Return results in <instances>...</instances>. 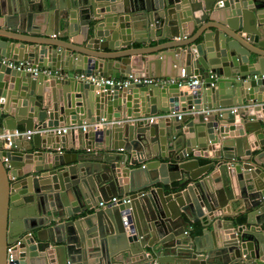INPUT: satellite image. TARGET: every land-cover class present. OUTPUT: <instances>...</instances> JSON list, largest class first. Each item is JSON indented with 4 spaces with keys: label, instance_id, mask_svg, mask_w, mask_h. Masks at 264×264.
I'll use <instances>...</instances> for the list:
<instances>
[{
    "label": "water",
    "instance_id": "obj_1",
    "mask_svg": "<svg viewBox=\"0 0 264 264\" xmlns=\"http://www.w3.org/2000/svg\"><path fill=\"white\" fill-rule=\"evenodd\" d=\"M261 74L264 0H0V264H264ZM100 118L113 123L77 131L72 160L65 134L2 145L20 126Z\"/></svg>",
    "mask_w": 264,
    "mask_h": 264
},
{
    "label": "built area",
    "instance_id": "obj_2",
    "mask_svg": "<svg viewBox=\"0 0 264 264\" xmlns=\"http://www.w3.org/2000/svg\"><path fill=\"white\" fill-rule=\"evenodd\" d=\"M10 66L16 68L17 70H23L26 72H30L33 75L37 76V75H45L47 77H53L56 79H75L78 81H83V82H87V83H92L94 85H108L111 88L113 87H126L130 84H149V83H153L155 82L154 80L147 78V77H134V76H127L125 78H120V79H115V78H104L101 77L99 75H86L82 72H68V73H61L58 71H55L53 69L50 68H46V67H40L38 65L35 66H31L28 63H24V62H18L17 64H13L10 63ZM254 78H258L257 75L253 76ZM260 79L264 80V74H261ZM198 81L195 79H190L186 82L187 86H191V85H195L197 84ZM235 109H232V112ZM173 114H162L158 117V119H162L166 116H171ZM180 116V114H178V117ZM149 122H153V120L155 119L154 117H150L148 118ZM157 119V120H158ZM113 122L107 121L105 118H100L98 121H94L92 123H86V122H81V124L76 125V124H70V125H65V126H61V127H46L45 129H41L38 130L36 128H33L32 130H24V129H19V128H15L13 130L10 131H6L5 133H3L1 135L2 139H3V148L5 149H11L12 148V142L14 138H23V139H29L34 133H40L41 135H44L45 133H53L56 135H60V134H69V133H77V131H80L82 133H85L87 131L90 130H98V129H102L104 127H107L108 125L112 124ZM6 160V158H4V161ZM13 179V177H12ZM136 194H138V192H136ZM144 192H140V195H143ZM130 195L131 193H128L127 195H123V196H114L111 197L109 200L107 201H101L98 203V207H107L109 205H116L119 203L125 204L128 203L130 201ZM8 252V259L7 261L11 262V255H10V249H7ZM14 264V263H13Z\"/></svg>",
    "mask_w": 264,
    "mask_h": 264
},
{
    "label": "crops",
    "instance_id": "obj_3",
    "mask_svg": "<svg viewBox=\"0 0 264 264\" xmlns=\"http://www.w3.org/2000/svg\"><path fill=\"white\" fill-rule=\"evenodd\" d=\"M164 41H166V40L151 41V43L149 45H146V46H156L158 44L163 43ZM94 75H96V74H94ZM115 113H117V112H115ZM160 115H162V114H160ZM159 116H152V117L155 118L152 123H156L159 120L158 119ZM110 125H108V126H110ZM18 128L19 129H23L22 126H20ZM66 136H68V135L65 134V140H66L65 141V144L67 145V147L66 148H61L59 151L61 152V154L66 153L68 160H72L73 159L74 155H71V154H77V155H79V154L85 152V150L78 149L77 148V147H79V142H78V139H77L78 137H77V134L76 133H74V140L72 139L73 137H70V136H69V139H66L67 138ZM73 147H75V148H73ZM190 156H192V155L190 154ZM191 158L196 159L197 164H198V166L200 168H202L205 165H208L211 162V160L209 159V157H206V156H204L202 154L199 155V156H196V157H191ZM197 170H199V168L194 167V171H197ZM158 186H162V185L161 184H157L156 187H158ZM164 187H165V189L167 191L169 190V187L167 185L164 186ZM230 209H231L230 210L231 217H233V218H237V217L238 218H243V221L242 222H244V219H245V216H246V212H244L243 209L237 210V208L232 209L231 207H230ZM191 226H192L191 227L192 236H199V235H201L203 228L201 227V225H200L199 222L198 223H191Z\"/></svg>",
    "mask_w": 264,
    "mask_h": 264
}]
</instances>
